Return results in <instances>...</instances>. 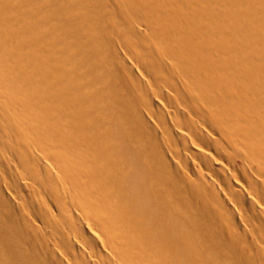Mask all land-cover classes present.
<instances>
[{"label": "bare ground", "instance_id": "6f19581e", "mask_svg": "<svg viewBox=\"0 0 264 264\" xmlns=\"http://www.w3.org/2000/svg\"><path fill=\"white\" fill-rule=\"evenodd\" d=\"M0 264H264V0H0Z\"/></svg>", "mask_w": 264, "mask_h": 264}]
</instances>
